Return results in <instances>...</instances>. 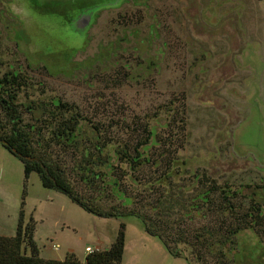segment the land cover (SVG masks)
I'll return each instance as SVG.
<instances>
[{"label":"rangeland","instance_id":"obj_1","mask_svg":"<svg viewBox=\"0 0 264 264\" xmlns=\"http://www.w3.org/2000/svg\"><path fill=\"white\" fill-rule=\"evenodd\" d=\"M4 1H25L29 12L23 31L13 29L14 41L0 22V60L5 70L30 79L35 98L76 103L99 124L103 139L129 146L155 129V145L145 149L150 163L133 180H122L129 203L111 187L105 194L88 188L76 177L71 152H56L78 193L100 198L105 210L119 205L151 221L158 218L172 228H165L172 237L183 226L196 248L178 243L182 255H173L158 235L147 232L142 217L90 213L45 187L37 172L26 178L21 160L1 144L0 235H15L24 201L44 258L62 260L73 252L84 260L87 246L109 248L125 224L121 264H190L196 255L197 264H264V225L248 219L255 232L236 233L229 248L218 245V237L224 238L218 230L227 234L243 221L249 200L233 198L232 213L221 214L226 206L218 195L212 203L197 197L205 190L200 183H207L203 173L218 186L252 184L244 193L264 192L257 188L264 185V0H0V6ZM90 7L95 21L81 34L74 24ZM3 14L5 7L1 19ZM203 228L210 247L194 239Z\"/></svg>","mask_w":264,"mask_h":264},{"label":"trees","instance_id":"obj_2","mask_svg":"<svg viewBox=\"0 0 264 264\" xmlns=\"http://www.w3.org/2000/svg\"><path fill=\"white\" fill-rule=\"evenodd\" d=\"M3 65L4 63L0 60V144L21 160L26 178L32 171L37 172L45 187L67 194L73 202L95 215L142 217L147 232L158 235L168 252L173 255H182L181 249L177 247L178 243H183V246L187 247L190 243V248L195 250L196 243L186 239L182 230L183 226L176 231L178 236L172 237V233L165 230V228H172L164 222H159L158 218L154 219L152 216L153 221H151L146 215L119 205L112 206L111 210H105L100 205V198H84L69 180L66 165L61 158L56 159L55 156L56 152L62 153V156L71 152L70 154L75 158L73 170L81 183L88 188L99 189L101 194H105L104 191L111 187L118 199H126L129 203L130 198H124L126 190L123 188L122 180L128 175L133 180V174L141 166L150 163L151 155L145 152V149L155 145L156 132L153 127L149 129L147 137L138 140L134 146L114 139H103L99 132V124L92 123V120L83 116L76 103L64 101L60 97L35 98L28 88L30 79L14 68L5 70ZM173 160L168 161V173L165 172L169 178L172 177ZM125 164L131 171L129 174L125 171ZM175 168L177 172H181L183 167L180 164ZM202 176L207 183H200L199 180L201 188L205 190L200 191L197 197L202 198L200 201L212 203V196L218 195L222 205L226 206L221 207L219 211L221 214L232 213L233 198L241 197L249 200L248 209L242 213V217H245L243 221L240 220L234 229L232 225L229 226L226 229L227 234L222 229L218 230V236L219 231L224 235V238L218 237V245L225 244V247L229 248L235 243L236 233L247 229L254 231L255 224L264 225V192L259 194L258 190L244 193V189L252 184L234 188L226 182L223 183L224 186H218L217 183H212L213 179H210L207 173H203ZM257 188H264V185L262 187L259 185ZM109 193L111 194L110 190ZM154 196L157 197V195ZM257 197L259 200L256 199ZM156 201L158 202L159 199ZM24 205L23 201L15 235H0V264H121L125 224H121L117 238L109 248H99L87 253L84 260H80L73 252L68 253L62 260L44 258L40 255L39 247L34 240V226L26 220ZM191 205L199 210V203L194 201ZM248 219L255 224L248 223ZM194 239L199 247L203 244L210 247L213 244L207 238L205 228L195 233ZM222 254L224 255V252ZM195 258V261L189 260L190 264L199 263V256L196 255Z\"/></svg>","mask_w":264,"mask_h":264},{"label":"flooded vegetation","instance_id":"obj_3","mask_svg":"<svg viewBox=\"0 0 264 264\" xmlns=\"http://www.w3.org/2000/svg\"><path fill=\"white\" fill-rule=\"evenodd\" d=\"M4 2H5L4 5H1L0 8L2 10H4V7H5L6 13L8 15L10 14L11 17H8L7 14H3L4 19L0 18V22L2 24L4 23L5 24L4 26L6 28H8V30H9L8 33L10 34L9 40L14 41L13 39H15L14 37H16V35H15L13 29L19 28L21 31H23L22 25L24 22L27 23V21H28V19H25V17H26L25 15L29 12V9H28L25 1L23 3H14L11 6L7 3V1H4ZM6 3L8 4V6ZM6 7H9V9H7ZM10 9L13 10V14L10 13ZM94 14H95L94 10L88 9L86 11H83L82 14L79 15L80 17H79V19H77L74 26L79 32H81V34H84V33H86V31H89L88 27L91 25L92 22L95 21ZM89 19H90V21H89ZM84 21H89V23L85 26L86 23ZM6 25H8V26H6ZM13 27H15V28H13ZM15 44L18 45V42H16ZM23 48L26 49L25 52H23V54H25V58H26L28 56V47L24 46ZM26 59L29 61L28 58H26ZM71 60H73V58L68 59L66 61H63V62L64 63H70ZM38 62H40V61H38Z\"/></svg>","mask_w":264,"mask_h":264},{"label":"built area","instance_id":"obj_4","mask_svg":"<svg viewBox=\"0 0 264 264\" xmlns=\"http://www.w3.org/2000/svg\"><path fill=\"white\" fill-rule=\"evenodd\" d=\"M54 248H55V249H58L57 246H55ZM98 249H99L98 247H97V248H92V247H90V246L86 247V251H87L88 253H91V252H93V251H95V250H98Z\"/></svg>","mask_w":264,"mask_h":264},{"label":"water","instance_id":"obj_5","mask_svg":"<svg viewBox=\"0 0 264 264\" xmlns=\"http://www.w3.org/2000/svg\"><path fill=\"white\" fill-rule=\"evenodd\" d=\"M93 8L94 7H92L91 9L93 10ZM89 21H90V19H89ZM89 21H84L86 23L85 26L89 23Z\"/></svg>","mask_w":264,"mask_h":264},{"label":"crops","instance_id":"obj_6","mask_svg":"<svg viewBox=\"0 0 264 264\" xmlns=\"http://www.w3.org/2000/svg\"><path fill=\"white\" fill-rule=\"evenodd\" d=\"M88 247V246H87Z\"/></svg>","mask_w":264,"mask_h":264}]
</instances>
